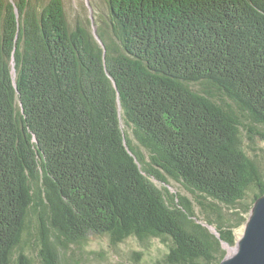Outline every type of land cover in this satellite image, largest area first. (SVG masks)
<instances>
[{
    "label": "trees",
    "instance_id": "obj_1",
    "mask_svg": "<svg viewBox=\"0 0 264 264\" xmlns=\"http://www.w3.org/2000/svg\"><path fill=\"white\" fill-rule=\"evenodd\" d=\"M104 2L0 0V264H219L264 195V0Z\"/></svg>",
    "mask_w": 264,
    "mask_h": 264
},
{
    "label": "rangeland",
    "instance_id": "obj_2",
    "mask_svg": "<svg viewBox=\"0 0 264 264\" xmlns=\"http://www.w3.org/2000/svg\"><path fill=\"white\" fill-rule=\"evenodd\" d=\"M64 3L72 26L84 23L89 25L94 32L96 31V15L106 11L104 0H64ZM90 18L93 20L92 22H90ZM244 228L245 225L236 230L237 240L243 235ZM24 248L32 258H35L36 264H39V249L35 244L26 243ZM58 249L61 250L60 247ZM225 249H227V255L231 253L230 248L226 246ZM135 251H142V257L138 259L134 254ZM159 252L162 255L165 253V245L158 241L148 240V243H142L136 238H129L119 245V249L115 250L111 248L107 237L91 235L78 246L62 250L60 260H62V264H114L124 259V262L135 264L143 262L150 253L153 256L154 253Z\"/></svg>",
    "mask_w": 264,
    "mask_h": 264
},
{
    "label": "water",
    "instance_id": "obj_3",
    "mask_svg": "<svg viewBox=\"0 0 264 264\" xmlns=\"http://www.w3.org/2000/svg\"><path fill=\"white\" fill-rule=\"evenodd\" d=\"M224 244L230 248L231 253L219 264H264V195L254 203L244 233L236 245Z\"/></svg>",
    "mask_w": 264,
    "mask_h": 264
}]
</instances>
